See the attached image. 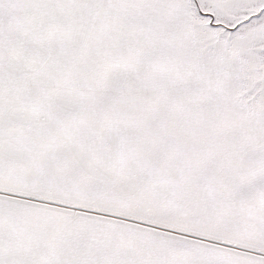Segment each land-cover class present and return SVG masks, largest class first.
I'll return each mask as SVG.
<instances>
[{
	"label": "snow or ice",
	"instance_id": "snow-or-ice-1",
	"mask_svg": "<svg viewBox=\"0 0 264 264\" xmlns=\"http://www.w3.org/2000/svg\"><path fill=\"white\" fill-rule=\"evenodd\" d=\"M0 264H264V0H0Z\"/></svg>",
	"mask_w": 264,
	"mask_h": 264
}]
</instances>
